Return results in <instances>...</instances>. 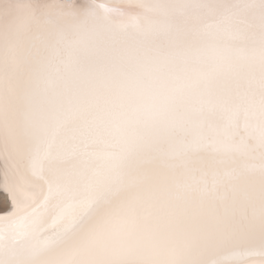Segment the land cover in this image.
Segmentation results:
<instances>
[{"label": "snow or ice", "instance_id": "snow-or-ice-1", "mask_svg": "<svg viewBox=\"0 0 264 264\" xmlns=\"http://www.w3.org/2000/svg\"><path fill=\"white\" fill-rule=\"evenodd\" d=\"M0 160V264H264V0H0Z\"/></svg>", "mask_w": 264, "mask_h": 264}, {"label": "bare ground", "instance_id": "bare-ground-1", "mask_svg": "<svg viewBox=\"0 0 264 264\" xmlns=\"http://www.w3.org/2000/svg\"><path fill=\"white\" fill-rule=\"evenodd\" d=\"M4 171H3V161L0 160V199H3L4 197L8 196V193L4 190ZM10 205V201H9Z\"/></svg>", "mask_w": 264, "mask_h": 264}]
</instances>
